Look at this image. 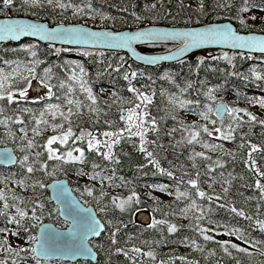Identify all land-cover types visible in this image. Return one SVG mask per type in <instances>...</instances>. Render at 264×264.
<instances>
[{
	"label": "trees",
	"instance_id": "1",
	"mask_svg": "<svg viewBox=\"0 0 264 264\" xmlns=\"http://www.w3.org/2000/svg\"><path fill=\"white\" fill-rule=\"evenodd\" d=\"M60 1L73 10L70 16H63L43 0L36 5L13 0L8 8H4L0 0V16H26L49 24L83 23L115 30L148 24L181 26L229 21L238 31L249 32L254 29L239 24L243 10H264V0H202V10L201 0L196 5L186 0H155L152 4L146 3V0ZM21 43L31 44L32 41ZM15 46L0 44V66L26 57V53L15 50ZM157 47L170 50L176 46L145 45L138 48L146 53H158ZM34 51L42 67L50 68L49 85L53 88L50 99L55 100L75 81V74L64 66V55L68 51L80 55L89 71L87 83L92 87L111 90V97L104 99L95 95V103L86 99L66 121L74 135L66 144L58 147L63 149L64 157L67 151L82 149V162L65 161L60 167L57 160L48 159L43 139L37 137L29 149L27 160L30 164L22 160L16 144L11 146L17 154V163L11 168L0 167V173L11 180L29 183L34 197L13 193L10 199L18 208L31 211L32 215L35 210V219L40 221L27 226L23 236L35 238L42 223H53L59 228L67 226L58 217V210L46 189L51 180L65 178L74 193L81 195L105 224L103 234L94 240L98 254L96 264H264V230L261 228L264 223V191L257 187V181L264 186V176L260 175L264 173V120L255 117L253 125L249 123L251 125L246 132L241 134L238 130H231L215 139L219 143L215 145L210 141L214 138L198 124H187L172 118L168 99L175 94L182 103L196 111L208 103L205 85L220 86L224 92L233 93L239 99L244 97L237 90L260 94L264 90V83L249 79L242 71L253 58L264 59V56L209 50L195 53L180 62L150 68L130 61L120 52L39 44ZM218 52L227 58L219 60L212 56ZM126 75L128 79H125ZM26 83L13 80L6 90L16 93L14 101L7 102V91L5 99L0 100L6 114L12 115L10 120L16 119L19 91L26 88ZM61 83L64 84L63 88L60 87ZM133 88L135 92L130 91ZM139 94L151 98V103L147 104V115L144 116L145 128L149 129L144 137L146 143L143 147L146 151L140 150L139 136L124 131L127 122L121 119L122 115H128L129 109L141 103ZM143 109L144 105L141 104V109L137 111ZM27 114L23 116L24 119L28 117ZM153 119L155 125L151 123ZM81 132L85 134L84 138L75 140ZM89 132L101 141L98 148L93 150L88 149ZM104 132L121 133L119 142L112 144L111 150L105 146V141L115 137H105ZM194 133L198 134L197 138L189 143ZM3 135L0 133V145H4ZM207 143L213 149H207ZM30 150L34 151L33 156ZM147 152H152V157H148ZM105 153H109L111 158L106 159ZM29 167L33 169L32 172L28 171ZM76 172H85L96 178L109 172L113 182L122 186V190L114 196L109 191L99 192L92 185H83L66 176V173ZM192 180L196 181L195 187L189 183ZM145 183H166L177 188L180 196L172 201L148 202L140 193ZM206 183L220 186L223 194L203 191L205 196H199L198 190ZM189 203L193 208L192 214L185 222L176 221L173 215ZM146 209L151 212L149 224L137 223L135 214ZM240 212L244 215H239ZM203 223L221 226L252 249L237 245L234 248L232 245L235 244L230 242L205 239ZM173 225L175 231H170ZM171 246L185 249L172 250ZM137 248L139 252L134 251ZM241 248L245 250L240 251ZM149 252L153 255H147ZM28 254L34 263H49L37 260L32 251ZM5 257V254H0V262ZM73 264L91 263L77 261Z\"/></svg>",
	"mask_w": 264,
	"mask_h": 264
},
{
	"label": "rangeland",
	"instance_id": "2",
	"mask_svg": "<svg viewBox=\"0 0 264 264\" xmlns=\"http://www.w3.org/2000/svg\"><path fill=\"white\" fill-rule=\"evenodd\" d=\"M155 0H146V3L152 4ZM191 5H196L198 0H186ZM44 3H48V0H43ZM61 2V1H60ZM62 3V2H61ZM64 4V3H63ZM53 9L59 10L63 16H70L73 10L68 7L61 8L58 6L56 0L50 4ZM255 17V19H253ZM241 20L244 23H241ZM239 24L244 27L253 28L254 31L264 32V10L249 8L246 11L243 10ZM172 45V44H167ZM37 44L32 42L31 44L18 43L15 46V50L26 53V57L23 60H15L13 62L4 63L0 66V78L7 77L4 81L5 89L10 87L13 80L18 82H27V96L26 98H21L18 95V105L19 108L16 111V119L10 120L12 115H7L5 109L0 103V120H4L6 123L0 124V133L3 135V144L7 146H12L16 144V149L21 152L20 157H22L25 163V156L28 157L29 147L28 140H33L35 137L43 139L45 144L47 139L53 135H59L61 132L68 129V125L61 115L63 112L67 116L69 109L76 110L79 109L82 103L89 99L88 92L81 88V81L84 82L85 88H90L92 94L99 96L104 99L111 97V90L106 88L92 87L87 83L89 77V71L85 68L84 63L78 53L74 51H68L69 53L64 55V63L70 71L75 74V81L73 84H69L68 88L61 93L60 96H56L55 100L50 99L52 97L48 94V89L44 87L45 84L49 85L50 80V68L47 66L42 67V63L36 59V49ZM158 51L165 52L169 51L167 48L160 49ZM171 50V49H170ZM217 51V50H215ZM33 52L35 55L33 56ZM70 54H75L72 58ZM213 57H218L222 60L226 59L227 56L223 53H214ZM253 58L250 62L246 63L244 70L242 71L249 79L259 80L264 83V59ZM29 69H35V72L30 75ZM83 69V72H81ZM47 70V71H46ZM38 77V78H34ZM27 78V79H26ZM30 81V83L28 82ZM52 94H53V88ZM71 89V91H69ZM204 92L207 96V105L198 110L190 108L187 104L182 103L179 97L175 94H171L168 99L170 101L169 113L172 118L178 119L187 124H198L202 129L207 127L212 133L210 137L214 138L210 141L214 142L215 145L219 144L214 141L221 136H224L227 132L231 130H238L241 134L246 132L250 125H253L252 117H259L264 120V106H262L261 101H264V90L262 93L253 94L247 93L244 90H237V93L244 97V99H239L234 96L233 93L224 92L220 86L205 85ZM16 93H13L15 95ZM68 100L74 101L72 104H68ZM79 102V106L77 103ZM219 102H226L229 107V114H227L223 119L219 120L214 114L215 105ZM59 105V109H54L50 106ZM183 105V106H181ZM232 109H237L238 111H231ZM29 111V115L27 112ZM206 114L207 119H204L201 114ZM28 115L24 119V115ZM18 115V116H17ZM20 121H23L21 123ZM37 121H47L46 124L41 123L37 125ZM139 121H135L138 123ZM249 123H251L249 125ZM54 125H63L62 128H54ZM24 128L27 132V137H24V133L20 131ZM33 128H38L40 134L35 135L32 131ZM219 129L220 131H216ZM132 132L136 131L133 127ZM214 136V137H213ZM198 143V142H197ZM200 144V143H199ZM209 145V143L205 144ZM58 146H63L59 142L52 145L54 149H57L56 155L63 157L61 160H57L60 167H63L65 161L68 160L67 156H63V149ZM207 149H213L210 145L206 147ZM228 148V147H226ZM47 150V148H46ZM31 156L34 155V151L30 150ZM79 153L74 151L73 156H78ZM30 164V162H28ZM66 176L72 180L81 182L83 185H92L99 192L109 191L114 196L118 195L122 190V186L116 184L112 180L111 173H105L99 178L93 179L88 173L76 172V173H66ZM0 180L2 185H0V193H3L4 199H0V213L2 214L1 222L2 227H0V254H5L6 257L0 262V264H40L34 263V261L29 259V252L32 251V246L35 242V238H27L22 235L27 226L31 224L39 223V219L31 217L32 212L26 209H21L27 213V216L20 217L17 213L18 207L14 205L11 201L13 193H19L25 196L34 197V193L30 189L29 183H22L19 181H14L9 178V176L0 173ZM198 191H204L207 193L218 192L223 194L222 188L214 183H206L205 186ZM140 193L148 202L160 200V201H172L174 198L180 196L177 188L172 187L166 183H145L141 189ZM79 199L86 204L85 199L80 195ZM5 203L8 207L5 208ZM20 209V208H19ZM149 216L151 212L149 209L144 210ZM193 212L192 205L189 203L185 205L181 210L173 215L176 221L185 222L186 218L190 216ZM15 217L16 222H11V218ZM4 218V219H3ZM5 220V221H4ZM203 234L205 236L211 237L215 241L221 243H233L237 246L251 248L243 244L232 232L225 231L219 225H210L203 223ZM92 246L95 248L94 243ZM172 250H184L185 248H180L179 246H171ZM11 249V251H9ZM252 249V248H251ZM46 264H70L62 261H48ZM73 264V263H71Z\"/></svg>",
	"mask_w": 264,
	"mask_h": 264
},
{
	"label": "water",
	"instance_id": "3",
	"mask_svg": "<svg viewBox=\"0 0 264 264\" xmlns=\"http://www.w3.org/2000/svg\"><path fill=\"white\" fill-rule=\"evenodd\" d=\"M21 21L25 24H38L43 25L48 30L53 29H67V28H83L90 32H111L115 34L135 33L138 31H199L209 27L229 28L238 36L256 37L257 41L252 42L253 46L234 47L231 42H220L203 45L198 48H191L184 53L178 54V49L182 47L180 41H161L153 40L151 42L145 41L143 43H136L132 45L133 51L128 48L109 47L99 43L88 42H69L67 38L56 39H41L39 36L21 35L18 39L9 38L5 33V38L0 39V44H18L23 41H32L39 45H52L58 47H65L69 49H87L108 52L124 53L130 61L144 66L156 67L160 65H169L172 63L180 62L185 58L201 52L209 50H220L232 53H244L250 55L264 56V51L258 45V41L264 40L263 33L256 31L241 32L236 30V27L229 21L208 22L196 25H163V24H148L132 29H111V28H98L88 26L83 23H57L49 24L46 21L35 20L26 16H0V26L7 27L11 22ZM172 44L176 47L169 51L158 53H146L139 50L138 47L145 45H167ZM72 58L75 54H70ZM141 56L149 57H165V59H157L153 63L139 59ZM214 114L217 119H223L229 114V107L226 102H219L215 105ZM17 154L11 146L0 145V167L11 168L17 163ZM46 189L49 194L51 202L58 210V217L63 222L67 223L66 227H57L53 223H42L38 226L35 242L32 246L33 256L40 261H62L66 263H75L77 261H86L92 264L97 263V252L92 246V241L97 240L100 235L105 231L104 222L98 217L95 209L90 205H85L79 197L74 193L73 188L65 178L51 180ZM71 209L72 214H69ZM83 209V211H80ZM96 221L102 227H97L96 231L99 235H93L87 231V228L82 226L83 223H91ZM135 220L139 224H149L150 216L144 211H139L135 215ZM43 245V248H42ZM35 249V251H33Z\"/></svg>",
	"mask_w": 264,
	"mask_h": 264
},
{
	"label": "snow or ice",
	"instance_id": "4",
	"mask_svg": "<svg viewBox=\"0 0 264 264\" xmlns=\"http://www.w3.org/2000/svg\"><path fill=\"white\" fill-rule=\"evenodd\" d=\"M25 3H31L33 5L39 4L40 0H24ZM57 4L61 8L67 7V5L60 2V0H56ZM3 7L8 8L13 4V0H2ZM49 4L53 3V0H48ZM151 7H155V5H152ZM201 10H202V0H201ZM245 11L247 9H244ZM75 11H83V9H76ZM255 19V17H253ZM241 23H244L243 20H241ZM5 33L8 35L9 38L18 39L21 35H33V36H39L41 39L49 40V39H56V38H67L69 42H92V43H99L103 44L109 47H120V48H128L133 51V54H135V50L132 48L133 44L136 43H143L145 41L151 42L153 40H161V41H180L182 47L178 49L179 53H184L188 51L191 48H198L203 45L207 44H213V43H220V42H231L234 47H245V46H253L252 42L257 41L256 37H245V36H238L236 35L231 29L229 28H218V27H209L203 30L199 31H138L135 33H124V34H113L111 32H90L83 28H67V29H53L48 30L43 25L38 24H25L21 21H14L11 22L7 27L0 26V39L5 38ZM258 45L261 47V50L264 51V40L258 41ZM35 53L33 52V56ZM139 59L145 60L149 63L155 62L157 59H165V57H149V56H141L138 57ZM47 71V70H46ZM35 72V69H29L30 75H32ZM81 72H83V69H81ZM133 76L136 75V73H132ZM38 78V77H34ZM7 79V77L0 78V100L5 99V92L7 91L5 89L4 81ZM27 79V78H26ZM125 79H128V76H125ZM30 83V81H28ZM44 87L48 89L49 96L52 95V89L51 86L48 84H45ZM60 87L63 88L64 84L61 83ZM81 88L85 89L88 92V97L95 103L96 97L92 94V91L90 88H85V84L83 81H81ZM71 91V89H69ZM130 91L135 92L136 89H130ZM27 96V89H21L19 91V97L26 98ZM139 98L141 99V103L136 104L134 108H131L128 110V115L121 116L122 120H126V128L124 131H127L129 135H137L141 138V151H146V149L143 147V145L146 143L144 137L149 129L145 128V120L144 116L147 115V104L151 103V98L147 95L139 94ZM7 102L12 103L14 101V95L11 91H7L6 96ZM68 104L74 103L72 100L67 101ZM77 106H79V102H76ZM141 104L144 105V109L142 111H137L141 109ZM262 106H264V101H261ZM183 106V105H181ZM54 109H59V105H52L50 106ZM231 111H238L237 109H232ZM72 110L69 109L68 115L65 116L63 112H60V115L65 119L68 120V117L72 115ZM204 119H207L206 114H201ZM253 120L256 118L253 116ZM135 121H139V123H135ZM23 123V121H20ZM6 123L4 120H0V124ZM37 125L44 123L46 124L47 121H37ZM153 125H155V120L153 119L151 121ZM264 123V122H262ZM54 128H62L63 125H54ZM133 127L136 128L135 132H132ZM153 131L155 128L153 127ZM20 131L24 133V137H27V132L24 128H21ZM33 133L35 135H39L40 132L38 128L32 129ZM203 131L208 133V135H212V133L209 131L207 127L203 128ZM216 131H220L219 129H216ZM73 132L71 127H69L66 131L61 132L59 135H53L50 136L47 139L46 142V148L48 152V159L52 160H61L63 159L62 156L56 155L57 149H54L52 147L53 144L59 142L60 144H66L70 138L73 137ZM84 133L81 132L79 136L75 137V140H82L84 138ZM103 135L105 137L113 138L110 141H105V146L111 150L112 144L119 142V136L121 133H114V132H104ZM196 133L192 135L191 140L195 141L197 138ZM87 136L89 137L87 144L88 149L93 150L95 148H98V146L101 144V141L96 139L91 132L87 133ZM227 138V137H226ZM33 146V140H28V147L31 148ZM205 147H209L208 145H205ZM253 150L255 151V146L253 145ZM74 151L79 153V156H73V150L67 151L66 156L68 160H79L83 161L84 159V151L80 148L74 149ZM39 155V153L37 154ZM148 157H152V152H147ZM196 155L202 156L203 153H197ZM105 158L110 159L111 156L109 153H105ZM25 160L28 159L27 156L24 158ZM155 162V161H153ZM254 163V162H253ZM29 172H32L33 169L31 167L28 168ZM171 175V173H169ZM260 175L264 176V173H260ZM95 179L96 177H92ZM194 187L196 185V181L192 180L189 181ZM43 187V185H41ZM257 187L261 188L262 191H264V186L260 185L259 181H257ZM89 194L91 192L89 191ZM199 196L203 197L205 196V193L203 191L199 192ZM0 199H4L3 193H0ZM115 199V198H114ZM129 200H131V197H129ZM8 205L5 203V208H7ZM121 208H123V205H121ZM233 211H236V209H232ZM80 211H83V209H80ZM17 213L20 217L27 216V213L22 211L21 209H17ZM3 214V213H0ZM69 214H72L71 209L69 210ZM239 215H244L243 212L238 213ZM33 218H35V210H33ZM11 222H16L15 217L11 218ZM82 226L87 228V231L93 235H99V232L96 231L97 227H102L98 224L96 221H91V223H83ZM262 230H264V223L261 224ZM170 231H175V225L171 226ZM205 239H211L209 236H205ZM232 247H237L236 245H232ZM43 248V245H42ZM227 250V249H225ZM240 251H244L245 249H239ZM11 251V249H9ZM35 251V249H33ZM134 251L139 252L140 249H134ZM147 255L152 256L153 254L151 252L147 253Z\"/></svg>",
	"mask_w": 264,
	"mask_h": 264
},
{
	"label": "bare ground",
	"instance_id": "5",
	"mask_svg": "<svg viewBox=\"0 0 264 264\" xmlns=\"http://www.w3.org/2000/svg\"><path fill=\"white\" fill-rule=\"evenodd\" d=\"M257 33H263L264 34V32H260V31H256Z\"/></svg>",
	"mask_w": 264,
	"mask_h": 264
}]
</instances>
